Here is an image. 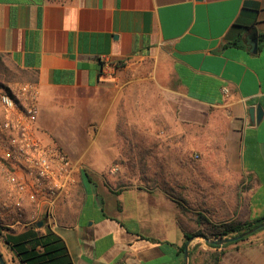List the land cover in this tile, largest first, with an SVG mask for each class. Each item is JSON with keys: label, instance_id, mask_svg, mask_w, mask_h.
Listing matches in <instances>:
<instances>
[{"label": "crops", "instance_id": "1", "mask_svg": "<svg viewBox=\"0 0 264 264\" xmlns=\"http://www.w3.org/2000/svg\"><path fill=\"white\" fill-rule=\"evenodd\" d=\"M0 53L35 74L41 96L92 90L104 108L119 94L121 68L150 58L177 122L209 126L224 142L211 153L215 163L196 154L193 164L175 168L186 152L161 135L150 138L145 154L127 150L128 138L112 133L111 119L103 122L111 132L89 135L88 154L79 159L38 119L43 140L60 147L77 171L54 217L40 213L35 223L60 236L73 264H264V229L219 246L205 240L224 222L264 215V0H0ZM133 158L167 160L166 182L151 184L142 177L147 170H130L125 159ZM29 226L0 229L6 264L20 263L3 237ZM198 231L203 235H192Z\"/></svg>", "mask_w": 264, "mask_h": 264}, {"label": "rangeland", "instance_id": "2", "mask_svg": "<svg viewBox=\"0 0 264 264\" xmlns=\"http://www.w3.org/2000/svg\"><path fill=\"white\" fill-rule=\"evenodd\" d=\"M121 70L122 73L117 78L119 81H116L119 94L114 103L109 101L110 98L107 99L105 108L103 107L102 96L94 94L92 90L51 89L45 96H41L39 92L38 119L43 117L47 122V126H43V132L57 141L58 145L67 152L69 151V155L79 159V156L85 157L88 154L89 143L87 141L89 135L108 134V132L113 131L112 133L116 135L120 133L128 138L127 150H136L143 154L150 151V146L153 144L151 140L158 138L159 135L163 138L166 137L169 148L170 144L173 143L176 152H186L184 156L178 155L173 160L175 168H182L189 163L193 164L198 160L196 154L199 157L200 155L204 156L207 165L216 162L215 159L211 158V153L224 149V142L220 134L209 126L205 129H192L177 122L172 110L167 107L166 100L162 98V89L156 83L158 80L154 79L152 59L145 58L132 66H124ZM21 82L35 84L31 73L17 67L7 55H0V95L3 92L10 93L11 89H16ZM111 119L114 125L110 131L109 127L105 129L106 123L104 125L103 122L109 123ZM214 119L217 121L220 117L215 116ZM188 128L190 129L189 140L185 136ZM146 130H154V136H142L143 131ZM142 137L143 141L141 140ZM134 140H137V143H134ZM140 140L142 142L139 143ZM166 144L163 142L162 146H167ZM152 146L156 150L155 145ZM159 146V144L156 145L158 148ZM186 155L189 157L187 158ZM125 161L127 167L133 172L136 167H142L144 171L147 170L148 175L142 177L144 179L148 177L151 184L166 182L167 160L133 158L125 159ZM82 167L85 168L84 165ZM176 172L181 173L180 170H176ZM128 173L131 172L128 171ZM128 175H131L130 178L135 180L140 176ZM177 178L176 176V181ZM5 189L4 175L0 168V196ZM6 227L5 223H0V229ZM211 231H214V228L208 227L207 232ZM202 257L197 252V258Z\"/></svg>", "mask_w": 264, "mask_h": 264}, {"label": "built area", "instance_id": "3", "mask_svg": "<svg viewBox=\"0 0 264 264\" xmlns=\"http://www.w3.org/2000/svg\"><path fill=\"white\" fill-rule=\"evenodd\" d=\"M38 98V86L31 82L0 95V168L6 186L0 223L7 227L35 224L40 213L53 218L57 201L76 184L77 165L40 135ZM27 204L33 207L29 214Z\"/></svg>", "mask_w": 264, "mask_h": 264}, {"label": "trees", "instance_id": "4", "mask_svg": "<svg viewBox=\"0 0 264 264\" xmlns=\"http://www.w3.org/2000/svg\"><path fill=\"white\" fill-rule=\"evenodd\" d=\"M0 55L5 54L0 53ZM116 65L124 66V63L118 62ZM28 73L33 75V81L35 82V74L33 72ZM262 223H264V215L246 221H228L219 225L212 235L214 238H221L243 234L240 240H244L255 232L264 229V225L260 226ZM192 235L202 236L203 234L198 231ZM189 237L186 235L184 244H186ZM3 241L16 255L20 264H73L60 236L49 228L45 232H41L37 228V223L22 232L6 234ZM210 245L219 246L212 243ZM212 257L215 259L216 255H212Z\"/></svg>", "mask_w": 264, "mask_h": 264}, {"label": "water", "instance_id": "5", "mask_svg": "<svg viewBox=\"0 0 264 264\" xmlns=\"http://www.w3.org/2000/svg\"><path fill=\"white\" fill-rule=\"evenodd\" d=\"M41 225V222L38 223ZM264 223H262L260 226H263ZM243 237V234H238V235H233L230 237H221V238H215V239H210V238H205V240L209 243L216 244V245H222L231 241L238 240ZM185 256H187V252L184 253ZM0 264H6L5 260L3 259L1 253H0Z\"/></svg>", "mask_w": 264, "mask_h": 264}]
</instances>
